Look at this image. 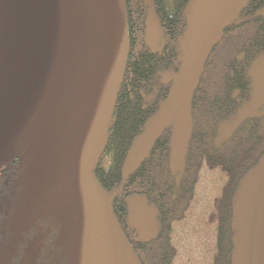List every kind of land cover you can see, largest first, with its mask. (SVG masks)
<instances>
[{"label":"rangeland","instance_id":"1","mask_svg":"<svg viewBox=\"0 0 264 264\" xmlns=\"http://www.w3.org/2000/svg\"><path fill=\"white\" fill-rule=\"evenodd\" d=\"M248 1H191L181 43V70L165 73V80L173 82L171 94L137 137L123 168L124 177L139 166L167 127L173 129L172 168L184 169L192 128L191 101L205 60L224 26ZM110 10L108 0H0V25L17 28L18 35L12 38L20 41L23 54L0 76V160L31 144L39 146L23 177L24 204L26 208L49 206L57 219L68 222L71 264H137L113 213V195L102 189L94 172L128 59V35L117 76L106 72L105 60L96 50L100 35L93 25L111 17ZM116 14L126 19L125 0H118ZM29 17L35 24L27 27V21L25 27ZM1 32L0 26V39L5 41ZM147 42L153 50L162 48L158 21L152 33L148 30ZM251 74V99L233 120L220 125L217 143L227 139L245 118L264 116V54L254 61ZM85 164H89L88 179L80 176ZM208 180L199 189V217L215 193ZM246 184L235 202L237 263L264 264V159L255 178ZM142 200L137 213L141 225H136L146 226L142 233L147 236L156 232L154 208ZM191 229L177 236L176 264H208L211 237Z\"/></svg>","mask_w":264,"mask_h":264},{"label":"trees","instance_id":"2","mask_svg":"<svg viewBox=\"0 0 264 264\" xmlns=\"http://www.w3.org/2000/svg\"><path fill=\"white\" fill-rule=\"evenodd\" d=\"M191 1L125 0L128 59L94 172L102 189L113 195V213L137 264H176L177 236L191 228L211 237L208 264H238L235 202L240 187L255 178L264 159V116L245 118L217 143L220 125L233 120L251 99V68L264 54V0H249L225 25L205 60L191 101L192 128L184 169L172 168L173 129L167 127L139 166L124 177L137 137L171 94L173 82L165 80V73L181 70V43ZM151 16L162 28L160 50L147 42ZM206 177L215 193L200 218L199 189ZM142 199L154 208L156 232L147 236L142 233L146 226L137 227L130 216L131 208L141 211Z\"/></svg>","mask_w":264,"mask_h":264},{"label":"flooded vegetation","instance_id":"3","mask_svg":"<svg viewBox=\"0 0 264 264\" xmlns=\"http://www.w3.org/2000/svg\"><path fill=\"white\" fill-rule=\"evenodd\" d=\"M35 147L38 151L31 144L0 160V264H21L34 241L45 234L35 264H71L68 222L57 219L49 206L26 208L24 204L23 177L37 153L23 155Z\"/></svg>","mask_w":264,"mask_h":264},{"label":"water","instance_id":"4","mask_svg":"<svg viewBox=\"0 0 264 264\" xmlns=\"http://www.w3.org/2000/svg\"><path fill=\"white\" fill-rule=\"evenodd\" d=\"M110 3V13L111 17H103L99 21L98 26H94L96 33L100 35L99 40L96 42V50L105 60V70L112 76H117L119 71L122 68V59L125 52V38L127 36V16L126 19L122 16L116 14V9L118 7V0H108ZM13 6L10 8L12 9ZM27 21L29 22L27 27H32L35 24V21L32 17H29L25 20V27ZM58 23L61 24L60 19H57ZM157 22L155 16L150 17L148 21V30L150 33L153 32L155 23ZM57 23V22H56ZM2 27L1 34H4L6 39L5 41L0 39V76L1 73L5 72L10 66V63H16L17 60L20 61L23 57L21 50V43L19 40L14 41L13 36L18 35L17 28L11 27L9 24L0 25ZM225 27V26H224ZM11 37V38H10ZM23 42V41H22ZM17 55L15 56V54ZM11 58V59H10ZM106 127V123H103V127ZM107 135V134H106ZM102 137H105V134H101ZM107 139V138H106ZM105 145V144H104ZM104 148V147H103ZM39 150V146H38ZM103 150V149H102ZM101 150V151H102ZM35 153H38L37 148H33L23 155V157L29 156L33 157ZM101 153V152H100ZM100 154L95 159V168L98 162ZM94 168V170H95ZM90 175L89 164L82 169L80 176L88 179ZM131 219L133 222L138 223L139 217L137 216V209L131 208L130 213ZM47 234L37 238L31 250L28 254L22 259L21 264H35L41 245L44 242V239Z\"/></svg>","mask_w":264,"mask_h":264}]
</instances>
